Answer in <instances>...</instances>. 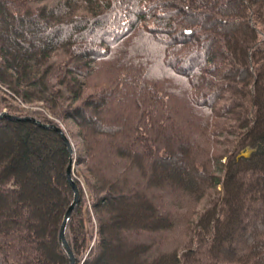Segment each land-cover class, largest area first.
Listing matches in <instances>:
<instances>
[{"label":"trees","instance_id":"1","mask_svg":"<svg viewBox=\"0 0 264 264\" xmlns=\"http://www.w3.org/2000/svg\"><path fill=\"white\" fill-rule=\"evenodd\" d=\"M0 87L73 127L83 185L73 178L64 239L74 264L119 249L114 230L145 250L138 263L264 264V0H0ZM175 94L196 133L179 131ZM4 108L16 118H0V264H69L58 241L73 198L67 149L20 119L53 122L43 113L0 97ZM30 177L56 198L42 206ZM138 198L151 210L140 221Z\"/></svg>","mask_w":264,"mask_h":264},{"label":"rangeland","instance_id":"2","mask_svg":"<svg viewBox=\"0 0 264 264\" xmlns=\"http://www.w3.org/2000/svg\"><path fill=\"white\" fill-rule=\"evenodd\" d=\"M136 53H131L130 54V56L131 57H133L132 59H134L135 57H136ZM135 61H137V57L134 59ZM160 70L162 71V69L160 68ZM161 71H156L153 75H152V82L153 83H155V84H157V83H159L158 82V77H156V76H161L162 75V73H161ZM167 78H169V77H167ZM179 94V93H178ZM0 97H2L5 101H7V103H9L10 105H12V106H14V107H17V108H20V109H23V110H26V111H39L40 113H43L48 119H50L51 121H53V122H51V123H45V122H41V121H39V120H37L35 117H32V116H29V115H24V116H20L21 117V120H22V117H29V118H32V119H34V120H36V121H39L41 124H52V125H55V126H57V127H59V128H61L63 131H64V133L66 134V136H67V138H68V141H69V144H70V147H71V150H72V153H71V158H72V161L74 160V155H75V152H74V145H73V141L70 139V137H69V135H68V133H67V130H66V127L67 126H69V127H71V129H73V127H72V125H71V123L70 122H63V121H61V120H59V119H57V118H55V117H53V116H51L50 115V113L47 111V109H45V108H42L43 106H42V104L40 103V102H38V101H35V102H30V103H24V102H22V100H20L14 93H12V92H10L9 90H7V89H5V88H3V87H0ZM135 102L136 103H138V101H137V98L136 99H134L133 101H132V103L131 104H129L128 106H124V104L122 103V104H118V105H116L115 106V108L114 109H112V110H109V112L108 113H110V112H113V114L114 115H116V116H118L120 113H125V112H127V111H131L132 109H133V106L135 105ZM173 106H174V109H176L175 110V112H176V118L178 117V122H177V127H178V129H179V131L181 132V133H188V134H191V133H196L195 131V127H196V120H197V115L195 114V112L188 106V104L187 103H185L184 102V100L182 99V98H180L179 97V95H177V94H175L174 96H173ZM177 109H178V112H177ZM261 112H262V114L261 115H259V116H261V119L260 120H262V119H264V109H262L261 110ZM0 113H6V114H8V115H10L6 110H5V108L4 109H1L0 110ZM10 116H12V115H10ZM15 116V115H14ZM257 121H259V120H257ZM34 123V122H33ZM66 126V127H65ZM195 130V131H194ZM6 144V143H5ZM11 145V144H10ZM15 146V144L13 145L12 144V146H8V149H10V150H13V148H15L14 147ZM100 149H101V147H99ZM193 148L191 147V149H190V151L192 150ZM254 149L253 148H250V147H245L242 151H241V155L242 156H245V157H247V156H249V154L253 151ZM3 152H4V150H2ZM189 151V152H190ZM188 152V156L189 157H191V153H189ZM68 153V152H67ZM68 158H69V154H68ZM67 164H68V162H67ZM181 164V163H180ZM181 166V165H180ZM173 169L174 168H170V169H167L168 170V177L169 178H171L172 179V181H170L171 183L172 182H177V180H178V178L180 177L179 175H177V174H173ZM176 169V171L177 172H179V174H180V171H179V168H175ZM66 170V169H65ZM178 176V177H177ZM31 178V177H30ZM65 178H66V173H65ZM73 178L74 179H76L77 181H78V183H79V185L80 186H82L83 185V183H82V179H81V177L79 176V173L76 171V169H75V163H74V161H73V163H72V171H71V179H72V181H73ZM149 178H151V177H149ZM186 178H188V177H186ZM134 181H136L137 183H141L140 182V180H139V178H138V176L136 175V176H134L133 178H132ZM166 179V178H165ZM151 180V179H150ZM184 180V179H183ZM31 182H32V187H34L33 189L34 190H36L37 191V194H40V198H39V200L40 201H42V206L44 205V203L43 202H46V200L47 199H50V200H52L53 198H56V196H57V194L55 193V188H53V186H51V187H46L45 186V183L44 182H40L37 178L36 179H33V178H31V180H30ZM67 181V180H66ZM40 182V183H39ZM184 182H186V183H183V182H181V181H178V184H183V187L185 186V188H186V186H188L187 185V180H184ZM68 183V182H67ZM75 183V182H74ZM39 184H41V185H43V187H40V188H38L39 187ZM159 184V183H158ZM76 185V184H75ZM163 185V184H162ZM239 186V185H238ZM76 187H77V185H76ZM152 187H150V190L149 191H151V194H153L154 196V199H158V197H159V200L160 199H163L162 198V193H160V192H158V190L156 191L155 189H151ZM178 189H181L179 186L177 187ZM232 188H235V186L233 185V187L231 186V189ZM237 188V187H236ZM33 190V191H34ZM237 190L239 191V194L241 193V192H243V189L241 188V186H239L238 188H237ZM242 190V191H241ZM77 192H78V188H77ZM139 200H138V203H136V205L138 206V207H136V208H133L132 207V209H133V214H131L130 216H134V217H136L135 219H137L138 218V220L140 221V219H139V217L138 216H140L141 217V215L142 216H146L147 218L149 217V215L151 214V210H148L149 209V207H147L146 206V203L144 202V200L143 199H140V198H138ZM150 199H151V197H150ZM153 199V198H152ZM135 200H136V198H135ZM178 200V199H177ZM170 206H172V205H170ZM126 207V206H125ZM124 207H122L121 209H120V212H123L124 213ZM263 212H264V210L262 211V213L259 215V220H262V218H263V216H264V214H263ZM127 213V212H126ZM262 214H263V216H262ZM148 215V216H147ZM121 216H124V215H121ZM146 218V219H147ZM36 222L37 221H34L33 223L34 224H36ZM39 223L38 224H40V221H38ZM145 222H146V220H145ZM256 223V222H255ZM254 223V224H255ZM254 224H252V226H253V228L252 229H254L255 228V226H254ZM117 233H119L117 230L115 231L114 230V232H112V234H111V237L113 238V240H117L118 241V243L120 244V248L119 249H116L115 251H113V252H111V250L110 251H108V252H106L105 253V257L103 258V260L101 261V264L103 263V264H143L142 262H139L138 263V261H140L139 260V256H141V257H143V255L146 253L145 252V250L143 251V252H141V253H138V255H136V253H134L133 251H131V247L129 248V247H126V245H125V243H127V242H124L122 239H120L119 237H117ZM148 237V236H147ZM233 242V241H232ZM4 243V242H3ZM66 244H67V242H66ZM249 244V243H248ZM247 244V245H248ZM129 246V245H128ZM13 247H14V245H13ZM15 248V247H14ZM69 248V247H68ZM133 248H136V247H133ZM132 248V249H133ZM139 250H140V248H139ZM70 251V250H69ZM115 252V253H114ZM71 253V252H70ZM72 255V254H71ZM138 256V257H137ZM140 257V258H141ZM142 259V258H141ZM78 264H80V263H78Z\"/></svg>","mask_w":264,"mask_h":264},{"label":"water","instance_id":"3","mask_svg":"<svg viewBox=\"0 0 264 264\" xmlns=\"http://www.w3.org/2000/svg\"><path fill=\"white\" fill-rule=\"evenodd\" d=\"M2 117H7V118H16L14 116H10L6 113H0V118ZM21 119V118H20ZM22 120H30L32 122H34L36 125L42 127V128H49L51 129L52 131H54L55 133H57L63 144L65 145L66 149H67V152L69 154V158H68V164L66 166V170H65V173H66V180L73 192V198H72V201L71 203L68 205L67 209L65 210L64 214H63V217H62V220H61V224H60V228H59V232H58V241L59 243L61 244L62 247H64V249L66 250V252L68 253V257H69V264H74V260H73V256L71 255L70 251H69V248H68V245L66 244V241L64 239V228H65V224H66V220L71 212V209L73 208L75 202H76V199H77V187L74 183V181H72L71 179V171H72V158H71V153H72V150H71V147H70V144H69V141H68V138L66 136V134L64 133V131L55 126V125H52V124H41L39 121H36L32 118H29V117H22Z\"/></svg>","mask_w":264,"mask_h":264},{"label":"bare ground","instance_id":"4","mask_svg":"<svg viewBox=\"0 0 264 264\" xmlns=\"http://www.w3.org/2000/svg\"><path fill=\"white\" fill-rule=\"evenodd\" d=\"M40 127V126H39ZM42 128V127H41Z\"/></svg>","mask_w":264,"mask_h":264}]
</instances>
